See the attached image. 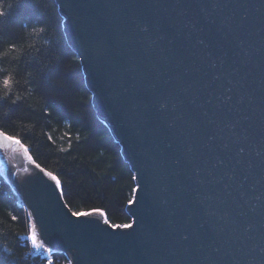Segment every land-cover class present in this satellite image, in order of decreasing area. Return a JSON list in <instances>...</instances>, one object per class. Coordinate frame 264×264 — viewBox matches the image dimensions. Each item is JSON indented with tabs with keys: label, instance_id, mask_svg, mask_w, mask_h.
Instances as JSON below:
<instances>
[{
	"label": "water",
	"instance_id": "obj_1",
	"mask_svg": "<svg viewBox=\"0 0 264 264\" xmlns=\"http://www.w3.org/2000/svg\"><path fill=\"white\" fill-rule=\"evenodd\" d=\"M132 176L130 229L70 217L21 155L5 181L68 264H264V0H53Z\"/></svg>",
	"mask_w": 264,
	"mask_h": 264
},
{
	"label": "trees",
	"instance_id": "obj_2",
	"mask_svg": "<svg viewBox=\"0 0 264 264\" xmlns=\"http://www.w3.org/2000/svg\"><path fill=\"white\" fill-rule=\"evenodd\" d=\"M0 11L5 13L0 47L25 45L18 58H0V79L10 77V88H0L9 92L8 104L0 107V132L19 138L30 161L58 177L70 211L98 209L110 224H129L125 206L132 196V175L91 107L55 3L22 0L17 6L15 0H0ZM35 26L45 30L28 35ZM28 231L26 211L0 175V264H67L61 252L50 251L48 257L33 252L21 237Z\"/></svg>",
	"mask_w": 264,
	"mask_h": 264
},
{
	"label": "snow or ice",
	"instance_id": "obj_3",
	"mask_svg": "<svg viewBox=\"0 0 264 264\" xmlns=\"http://www.w3.org/2000/svg\"><path fill=\"white\" fill-rule=\"evenodd\" d=\"M15 3L17 6H19V4L22 3V0H15ZM9 7H11V5H9ZM4 16H5V13L3 11H0V19H2ZM0 88H4V89L10 88V82L7 80L6 77H4L3 79H0ZM7 104H8L7 99L4 97H0V107H4ZM0 140L6 141V142L11 143V144H17V145L22 144V141L19 138L7 135L3 132H0ZM25 151H27V149H25ZM28 158L30 160L32 159L31 156H29ZM35 167L39 170L40 173H43V175L45 177H48V178H50L51 181L55 182V187L57 189L62 188L61 181L58 179V177L56 175H54L51 172L46 171L39 164H36ZM131 179L134 181H138L139 176H132ZM132 191H133V193L138 195V188H134ZM133 203H134L133 200H129L130 205ZM94 216L105 217V213L103 211L98 210V209H93V210H90L87 212L70 211V217L75 218V220L77 222H79L81 219H87V218H91ZM104 223L106 225H108L109 227H111L113 230H116L119 228L130 229L133 227L132 224H122V225L110 224L109 220L106 218L104 219ZM29 238L32 240L33 243H36V239L34 236H31Z\"/></svg>",
	"mask_w": 264,
	"mask_h": 264
},
{
	"label": "rangeland",
	"instance_id": "obj_4",
	"mask_svg": "<svg viewBox=\"0 0 264 264\" xmlns=\"http://www.w3.org/2000/svg\"><path fill=\"white\" fill-rule=\"evenodd\" d=\"M102 122V121H101ZM103 123V122H102ZM104 124V123H103ZM115 142V141H114ZM116 143V142H115ZM12 153V154H11ZM21 155L24 157H27L26 151L24 150V148L21 145H17V144H11L9 143L8 146L6 147H0V175L2 176L3 180L5 181V178L2 174L1 171V163L3 161L4 158L10 156V155ZM29 159V158H28ZM30 160V159H29ZM6 182V181H5ZM7 183V182H6ZM8 184V183H7ZM9 185V184H8ZM10 186V185H9ZM11 188V187H10ZM12 189V188H11ZM12 191L14 192V194L16 195V198L18 200V203L25 209L24 205L22 204L21 199L19 198V196L15 193V191L12 189ZM26 211V209H25ZM26 214L28 216V220H29V231L28 233L22 235L21 237H23L26 241V243L29 245V247L31 248V250L33 252H40L41 254H44V256L48 257L49 256V252L52 250H49L46 246L39 244L38 242L33 243L32 240L29 238L31 236H33L32 234V228H31V219L30 216L28 214V212L26 211ZM104 220V219H103ZM64 255V257L66 258L67 264H68V257L66 256L65 253H62ZM43 258V257H41ZM47 264H50V261L48 260Z\"/></svg>",
	"mask_w": 264,
	"mask_h": 264
},
{
	"label": "clouds",
	"instance_id": "obj_5",
	"mask_svg": "<svg viewBox=\"0 0 264 264\" xmlns=\"http://www.w3.org/2000/svg\"><path fill=\"white\" fill-rule=\"evenodd\" d=\"M45 29L42 26H35L33 27L29 32L28 35H32V34H38L43 32ZM26 47L31 48L32 45L28 44L26 45ZM25 48L24 44H7L4 45L2 47H0V58L3 57H11L12 59H16L20 56L22 50ZM7 78V80L10 82V77L5 76ZM4 89V88H2ZM9 96V92L8 91H0V97H4L7 98ZM17 100H19V97H15L14 100L9 101L10 103H15Z\"/></svg>",
	"mask_w": 264,
	"mask_h": 264
},
{
	"label": "bare ground",
	"instance_id": "obj_6",
	"mask_svg": "<svg viewBox=\"0 0 264 264\" xmlns=\"http://www.w3.org/2000/svg\"><path fill=\"white\" fill-rule=\"evenodd\" d=\"M8 145H9L8 142L3 141V140H0V147H6V146H8ZM11 154H12V153H11Z\"/></svg>",
	"mask_w": 264,
	"mask_h": 264
}]
</instances>
